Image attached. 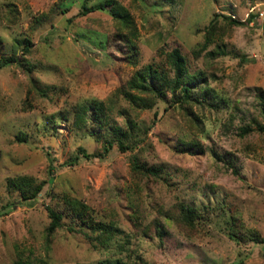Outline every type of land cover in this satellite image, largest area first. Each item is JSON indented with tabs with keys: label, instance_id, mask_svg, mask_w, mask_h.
<instances>
[{
	"label": "rangeland",
	"instance_id": "374dc122",
	"mask_svg": "<svg viewBox=\"0 0 264 264\" xmlns=\"http://www.w3.org/2000/svg\"><path fill=\"white\" fill-rule=\"evenodd\" d=\"M82 1L0 0V58L27 61L0 67V264H264V243L230 235L237 222L264 237V0H116L133 34L107 9L79 14ZM174 48L201 78V101L181 107L167 93L134 107L119 90L146 64L170 75ZM93 101L105 123L76 125V108ZM127 118L138 144L79 153L99 151ZM134 157L162 165L161 177L133 170ZM17 176L43 182L36 199L8 186ZM65 196L117 231L102 244ZM180 204L196 208L194 226ZM48 208L61 214L52 231Z\"/></svg>",
	"mask_w": 264,
	"mask_h": 264
},
{
	"label": "trees",
	"instance_id": "16d2710c",
	"mask_svg": "<svg viewBox=\"0 0 264 264\" xmlns=\"http://www.w3.org/2000/svg\"><path fill=\"white\" fill-rule=\"evenodd\" d=\"M89 1L90 0L82 1L79 14L84 15L91 11L107 9L116 19V21H118L120 28H124L127 32L133 34V30L135 29L134 21L127 8H125L123 5L118 3L116 0H105L98 3L88 4ZM228 19L230 24L240 23L238 20L232 19L231 17H228ZM212 32L213 25L207 29L206 38H208ZM27 42L28 41L26 40V43ZM130 47L133 49V52L136 50L133 43L130 44ZM28 49V45L26 44L23 50L27 52ZM12 63L21 64L23 66L26 65L27 61L20 60L15 54L0 58V67ZM167 63L168 68L171 71L170 75H168L165 70L154 67L151 64H146L133 73V75L127 81L126 88H121L119 90L120 93L130 104L137 108H150L158 99L166 101L167 93L170 94V102L178 104L181 107H183V105L187 102L201 101L198 94L204 95V90L198 87L199 93H197L196 89V82L201 78H199L198 74H194L188 70L187 60L177 48L172 49L168 53ZM259 97L261 113L264 118V93L260 94ZM104 108L105 107L103 103L100 101H93L89 106L79 105L76 108L74 123L76 125H80L86 120H90L93 124L101 127L107 119ZM126 124V129H121L118 126H114V137L106 139L99 151L87 153L82 147H79V153L87 158L102 157L110 148L113 147L114 144H116L118 149L121 151H125L132 146H135L142 140V137L137 132V130L134 133L131 131L135 127V124L131 119L127 118ZM255 129L258 131H264V124L257 122ZM240 130L242 134H245L247 131L251 130V127L250 125L242 126ZM186 145L187 146L185 147H187L189 151H193L192 149L197 147L196 143H189ZM131 167L135 171H139L154 177H161V173L163 171L162 165L148 166L145 163H141L135 157L132 159ZM7 183L8 186H12L19 192L22 201L36 199L43 186V182H37L29 176H17L14 178H9ZM64 199L71 215L76 216L80 222H82L86 227H89L92 231H99L97 237L102 244L109 240L117 231V228L112 223L96 221L89 211V206L81 200L66 196ZM179 207L182 222H184L185 225L194 226L197 215L196 208L185 204H180ZM48 211L51 218V223L48 226V230L52 231L55 229V227L60 226L61 214L55 212L51 208H48ZM154 224L156 233L161 236L164 230H162V227L158 223L156 224V221H154ZM230 235L237 241H253L255 243H264V237L260 236L258 232L255 230L246 229L237 222L233 224ZM14 264L29 263L18 260ZM104 264L125 263L120 259H112L104 262Z\"/></svg>",
	"mask_w": 264,
	"mask_h": 264
}]
</instances>
